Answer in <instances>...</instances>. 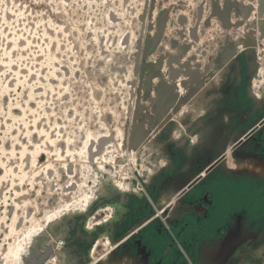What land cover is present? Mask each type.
<instances>
[{"label": "flooded vegetation", "instance_id": "af4514ba", "mask_svg": "<svg viewBox=\"0 0 264 264\" xmlns=\"http://www.w3.org/2000/svg\"><path fill=\"white\" fill-rule=\"evenodd\" d=\"M213 79L143 148L119 158L127 193L99 199L89 219L67 223L66 264H264V65L256 53L240 56ZM210 87L212 104L188 111Z\"/></svg>", "mask_w": 264, "mask_h": 264}, {"label": "rangeland", "instance_id": "374dc122", "mask_svg": "<svg viewBox=\"0 0 264 264\" xmlns=\"http://www.w3.org/2000/svg\"><path fill=\"white\" fill-rule=\"evenodd\" d=\"M140 8L141 0H0V264H10V251L24 243L20 231L29 206L28 215H33L34 208L37 210L36 226L45 220L37 213L46 210L48 196H39L46 187L43 181L36 182L44 175V167L49 162H61L59 154L68 161L79 159L87 131H96L99 117H104L112 131L118 127L124 131L126 122L131 121L126 118V111L132 53L127 50L130 42L121 46L119 40L130 33L134 41L132 30L136 29ZM111 16L119 21L111 23ZM59 64L65 67L63 76L58 73ZM117 68L119 75L112 72ZM24 74H31V81L22 78ZM34 90L41 93V99L35 100ZM110 112L121 114L115 118ZM72 117L75 119L70 121ZM143 134L138 135L137 131L136 136L142 138ZM62 139L70 145L69 153L56 150ZM126 151L127 146L123 152ZM12 162L17 163L10 169ZM122 162L121 173L128 169ZM34 185H38V190ZM84 198L79 193L78 200ZM60 199L66 202L60 196L54 203ZM59 207L62 205L54 207L52 213Z\"/></svg>", "mask_w": 264, "mask_h": 264}, {"label": "water", "instance_id": "95a60500", "mask_svg": "<svg viewBox=\"0 0 264 264\" xmlns=\"http://www.w3.org/2000/svg\"><path fill=\"white\" fill-rule=\"evenodd\" d=\"M141 2L140 12L136 18L137 38L133 44L134 51L130 55L132 79L129 82L130 89L127 94V115L131 113L132 115L131 121L126 122L125 125L124 142L128 150L134 146L138 149L153 133V131L145 132L139 141L135 135L139 130V112L144 105V96L152 84L153 76L150 72L154 69L159 56L166 54L171 55L172 59L179 60L185 55L194 56L199 52L207 51L208 53L212 50L221 54L219 59L205 68V73H201L202 75L195 84H188L187 87L185 83V92L179 101L173 102L175 106L172 112L183 100H187L196 87L206 82L213 72L221 73L234 67L240 56L255 55L257 45L264 41V0H141ZM204 15L205 19H203ZM231 17H236L239 20L238 24L232 25ZM128 39L129 36L123 38L124 41H129ZM221 43L228 46L227 50L224 48L221 50ZM217 46L220 49H217ZM155 55L158 57L156 58ZM175 95L174 92L171 101L175 99ZM132 106H134L133 112ZM169 116L171 115H165L158 125L165 124ZM101 141H96L95 149L89 153L99 154L103 143V140ZM53 165L56 167L50 169L41 179L36 180V182L43 181L46 187L40 190L39 195L40 197L44 194L48 196L46 197L48 205L44 203L46 210L63 205L64 200L62 199L54 203L55 199L58 200L60 196L69 202L79 187L87 190L91 198L82 213L69 211L48 223L45 229L32 240L20 264H51L54 256L57 257V264H66L64 255L66 249L63 245H65L64 240L70 237L65 233L67 223L74 218L89 219V208L99 199L123 196L128 192L123 189L122 180L112 165L101 167L89 164L90 179L87 178V173L80 164H69L67 169L57 163ZM55 180L58 184L54 183ZM34 186L35 191L38 190V185ZM59 187L61 189L57 190ZM33 192H31V197L34 195ZM43 201L45 202V199ZM34 202L37 203L39 209L38 202L36 200ZM30 208L31 206L28 212ZM46 210L40 211L37 215L43 216ZM35 211H37L36 208L33 209V215H28L29 218L35 215ZM2 252L5 253L6 250ZM235 252L236 258L239 259L243 250L240 249L238 239ZM215 262L217 261H214V264Z\"/></svg>", "mask_w": 264, "mask_h": 264}, {"label": "bare ground", "instance_id": "6f19581e", "mask_svg": "<svg viewBox=\"0 0 264 264\" xmlns=\"http://www.w3.org/2000/svg\"><path fill=\"white\" fill-rule=\"evenodd\" d=\"M142 4V2H141ZM20 10V9H19ZM6 15V14H5ZM138 15V14H137ZM205 16V15H204ZM137 18V17H136ZM205 17H203V19H205ZM118 20V18H115L113 16H111L110 18V22L115 24ZM239 20L235 17H232L231 18V23L232 25L233 24H238ZM60 23V21H59ZM62 25V24H61ZM120 26V24H118ZM137 25V23H136ZM117 25H115L116 27ZM113 27V26H112ZM136 27V26H135ZM53 28V27H52ZM60 29V28H59ZM88 29V27H87ZM113 29V28H112ZM125 30H123L122 33H124ZM133 37H134V41H131V35L130 33H125V36H129L130 40L128 41V44L130 42V46L127 47V50L131 51V53L134 51L133 49V44L136 42V32L133 31ZM79 33V32H78ZM87 34H90V33H87ZM124 38V37H123ZM100 39V38H99ZM206 39V37H205ZM16 41L18 40H15L14 42L16 43ZM100 41V40H99ZM19 42V41H18ZM127 41H124L122 38L119 40V44L121 46H123ZM264 43V41H262ZM14 43V45H15ZM99 44V43H98ZM20 46H21V43H20ZM89 46V45H88ZM96 46V45H95ZM219 46H217V49H220L221 50L224 48L225 50H227L228 46L225 44V43H221L220 44V48H218ZM23 49V48H22ZM90 51V50H89ZM220 52H215V51H211V52H199L197 53L196 55L194 56H189V55H185L183 57H181L179 60H175L174 58L172 59L171 58V55H161L162 60H164L163 62V68L162 69H158L161 66V60L160 59H157V62H158V66L156 65L157 62L155 63V68L152 69V71L150 72L151 76L155 77L154 80L152 81V84L150 85V88L148 89V91L146 92V95L144 96V105L142 106V112L139 114V122H140V125H139V130H138V135H141L143 134L144 132L146 131H154V126L156 125V122L160 120V118H164L165 115L169 114L171 115V117H175L179 114V112H181L180 110L183 108L181 106V103L180 105H178V110H174L171 112V110L173 109L174 105L171 104L170 102H173L175 101L176 99V102L180 100L181 96L183 95V93L185 92L184 91V85L185 83L187 84L186 86L188 87L189 85H193L196 83V81L200 78V75H202L201 73L203 71H205V68L211 64H213V62H215L217 59H219L221 56H220ZM156 58L158 57L157 55H155ZM160 57V56H159ZM158 57V58H159ZM155 58V59H156ZM110 60V59H109ZM167 60H170L169 63H171V67L173 69L174 72L176 73H173L172 76L170 77L167 73L168 71V66L169 63L167 62ZM198 60V62H197ZM105 61V60H104ZM261 62V61H260ZM107 63V62H106ZM187 63H189L190 65L194 66V64H197L198 66H200L198 69H199V72H196V73H192L193 70H189L188 68H186L187 66ZM262 63V62H261ZM127 67V66H126ZM63 66H61V64L58 65V69L57 70H61L60 72L58 73H61L62 76L63 74H66L65 72H63ZM132 70V65L129 66L128 68V73L131 74ZM16 71V70H15ZM101 71V70H99ZM103 71V70H102ZM153 71H157V73L159 71H161L162 73V76H160V74H155ZM72 72V71H70ZM112 72H115L117 73L118 75L120 74V70L119 68L117 69H114ZM49 73V72H48ZM205 73V72H204ZM18 74H21V71H18ZM17 74V75H18ZM100 74V73H99ZM73 75V74H72ZM176 76H178V79H174L176 78ZM188 76H191V78H189ZM197 76V77H196ZM199 76V77H198ZM24 77L25 80L27 81H31V78H32V75L31 74H28V75H23L22 78ZM17 78V77H16ZM36 78V77H35ZM89 78V77H88ZM60 79V78H59ZM50 80V79H49ZM125 80V78H124ZM109 81V80H108ZM189 82V83H188ZM29 83V82H28ZM205 83V82H204ZM201 84L199 87L195 88V90L191 93V95L194 94V92H197L198 90H200L202 88V86L204 85ZM53 84V83H51ZM189 84V85H188ZM26 85V84H25ZM28 85V84H27ZM129 85V84H128ZM30 86V85H29ZM179 86V87H178ZM34 86H32L33 88ZM94 87V86H93ZM130 87V85H129ZM31 88V87H30ZM35 88V87H34ZM47 88V87H46ZM105 88V87H104ZM111 88V87H110ZM159 88L161 89V93L158 94V91H159ZM65 89V88H64ZM39 90V89H38ZM38 90H34L32 92L33 96L35 97V100L37 99H41V93L38 92ZM106 91V90H105ZM109 91V90H108ZM114 91V90H113ZM171 91L174 93L175 92V96L176 98L173 99L171 101V98L167 95H169V93H171ZM111 95V94H109ZM190 95V96H191ZM32 96V95H31ZM63 96V95H62ZM189 96V97H190ZM193 96H191L187 101L183 100L182 102L184 103V106L185 104L188 105V101L192 98ZM29 99V98H28ZM157 99H159V102L157 103ZM33 100V99H32ZM94 102H95V105H97V98L95 96V98L93 99ZM122 102V101H121ZM163 103V106L162 108L159 107V103ZM26 108H31L30 107V104H28V102H26ZM40 104V103H39ZM121 106V105H120ZM182 107V108H181ZM188 111L191 112V105L188 107ZM121 109V108H120ZM170 109V112L168 111ZM193 109V108H192ZM28 110V109H27ZM33 110V109H32ZM32 110H28V111H32ZM110 110V109H109ZM124 110V109H123ZM25 111V110H24ZM128 111V109H127ZM127 111H126V118L131 120L130 116L132 115H127ZM168 111V112H167ZM185 111H186V108H185ZM184 111V112H185ZM133 112V110H132ZM101 114V113H100ZM110 114L114 115L115 118L116 116H119L121 113H117L116 112H113ZM126 118H124V121H126ZM75 117H72L70 118V121L74 120ZM162 120V119H161ZM128 121V120H127ZM160 123V122H159ZM157 123V124H159ZM100 124V126L98 125ZM103 124V125H102ZM124 124V123H123ZM122 124V125H123ZM62 127V126H61ZM96 131L94 133H91L92 131H87V135L85 136V145H84V151L83 152H80V157L79 159L76 158V160H72V161H68L69 159H67V157H63L61 154V152H67L69 153L70 152V145H67V143H64L65 141L62 139L59 141L58 143V147H56V150L59 152V157H62V160L61 162H58L57 164H59V166H64L63 168L67 169V165L69 164H80V166L83 167L84 169V172L87 173V178L90 179V175L91 173L89 172L90 171V166L89 164H93L95 166H104L102 162L106 161L107 163L109 162V165L108 166H113L115 169H116V172L118 173L119 172V167H117V164H118V160L121 156H125V155H128L129 151L132 152L134 150V148L136 149V146H134V148L128 150L124 153L123 150L125 148V145H124V142H125V127H124V131H123V128H115L114 131H112L110 128H109V125L106 123V120L104 119V117H99L98 119V122H96ZM36 130V129H35ZM140 131V132H139ZM60 132H61V135H62V131H59V135H60ZM157 131H154L152 134H156ZM41 135L44 133L43 130L40 132ZM39 133V134H40ZM137 133V131H136ZM47 134V133H46ZM45 134V135H46ZM136 135V134H135ZM47 138V137H45ZM48 139V138H47ZM46 139V140H47ZM61 139V138H60ZM68 139V138H67ZM139 139L141 138H137V140L139 141ZM101 141L103 140V143L101 145V150L99 152V154H91L89 153L90 151L92 152V150L95 149V143L96 141ZM49 141V140H48ZM47 141V143H48ZM69 141V140H68ZM67 141V142H68ZM33 142V141H32ZM50 142V141H49ZM102 142V141H101ZM35 143V142H34ZM93 143V144H92ZM66 146H65V145ZM35 145V144H34ZM140 145V144H139ZM144 146V145H140V148ZM133 147V146H132ZM112 148H117L118 150L117 151H107L109 149H112ZM143 148V147H142ZM146 148V147H145ZM139 149V148H138ZM148 149V148H147ZM120 150V151H119ZM152 150V149H151ZM106 152V153H105ZM105 154V155H104ZM91 155V156H90ZM96 155V156H95ZM136 155V154H135ZM135 155H133V158H132V162H135ZM53 159V158H52ZM60 159V158H59ZM17 163V162H16ZM16 163H10V169H13L14 165ZM61 164V165H60ZM134 164V163H133ZM116 165V166H115ZM107 166V165H106ZM13 167V168H12ZM56 165H53V163L49 162L48 163V166L47 167H44V174H47L50 169L52 168H55ZM58 167V166H57ZM55 170V169H53ZM121 172V171H120ZM41 174V173H40ZM119 175V174H118ZM41 176V175H40ZM93 176V175H92ZM35 177V176H34ZM38 177V175H37ZM36 178V177H35ZM40 178V177H39ZM125 179V178H124ZM42 183V182H41ZM31 184V183H30ZM32 185V184H31ZM44 187V186H43ZM32 188V187H31ZM61 188L59 187L58 190H60ZM79 193H82L84 194V196L86 197V199L84 198V200H78L79 199ZM25 194V193H24ZM21 195V194H20ZM19 196V195H18ZM90 195L87 193V190L83 189V187H79L78 191L73 194V197L72 199L69 201V202H65L62 207H59V210L58 211H55L54 213H52V209H48L45 211L44 215L42 218H45L44 221L41 222L40 226H36V224L38 225V217L36 216V213L33 217L29 218L28 216V210H27V213L24 215L25 217V224L23 225V228L21 229L20 231V234L23 236L22 239H23V244L20 245V244H17L16 246L13 247V250H12V253L10 251V264L11 263H18L20 264V261H21V258L25 257L26 253L28 252L27 249L30 247L31 245V242L32 240L36 237V235H38L40 233V231H42L43 229H45V226L50 223L51 221L57 219L58 217H60L62 214L66 213V212H69V211H80V213H82L85 209V207L87 206V204L89 203L90 201ZM63 206H66V207H63ZM27 207V205L25 206V208ZM93 209V208H92ZM41 218V219H42ZM98 218V217H97ZM22 219V218H21ZM102 221V220H101ZM92 224V223H91ZM88 225V224H87ZM96 230V229H95ZM64 247V246H63ZM113 256V255H112ZM22 258V259H23ZM54 259L50 262L51 264H57L58 260H57V257L54 256L53 257ZM91 258V257H90ZM92 259V258H91ZM116 259V258H115ZM117 260V259H116ZM115 260V261H116ZM126 261V260H125ZM129 261V259H128ZM123 263V262H122ZM127 264V263H126Z\"/></svg>", "mask_w": 264, "mask_h": 264}, {"label": "crops", "instance_id": "0c3cea01", "mask_svg": "<svg viewBox=\"0 0 264 264\" xmlns=\"http://www.w3.org/2000/svg\"><path fill=\"white\" fill-rule=\"evenodd\" d=\"M232 18V17H231ZM217 73H219V72H213V75L211 76V77H208L207 79H206V86H207V82H209V84H212V81L214 80L213 79V76L214 75H216ZM205 83H204V86H205ZM205 88V87H204ZM202 89V88H201ZM200 89V90H201ZM203 90V89H202ZM212 91V87H210V88H207V90L205 89L204 91V94L201 96V97H199V99L197 100V104L195 105V107H191V109L192 110H194V111H203V110H205L210 104H212V102H213V100H212V98H206V93H207V91ZM208 91V92H209ZM255 93H256V91H254Z\"/></svg>", "mask_w": 264, "mask_h": 264}, {"label": "built area", "instance_id": "2783aa9c", "mask_svg": "<svg viewBox=\"0 0 264 264\" xmlns=\"http://www.w3.org/2000/svg\"><path fill=\"white\" fill-rule=\"evenodd\" d=\"M255 51L258 55V60L261 61V64L264 65V43L260 42V44L257 45Z\"/></svg>", "mask_w": 264, "mask_h": 264}]
</instances>
